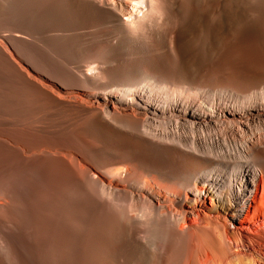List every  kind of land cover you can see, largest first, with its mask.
Here are the masks:
<instances>
[{
	"label": "bare ground",
	"instance_id": "6f19581e",
	"mask_svg": "<svg viewBox=\"0 0 264 264\" xmlns=\"http://www.w3.org/2000/svg\"><path fill=\"white\" fill-rule=\"evenodd\" d=\"M181 1L88 0L86 21L48 27L52 38L92 45L93 60L73 65L69 82L36 71L12 48V35L0 32V57L49 108L74 123L91 117L173 159L160 167L118 151L100 169L73 148L47 146L72 171L92 219L81 212L46 221L41 202L8 184L0 191V264H72L78 251L87 264H264V77L246 81L245 73L241 86L176 78L171 55L197 28L214 26L204 14L179 21ZM40 113L36 127L50 133ZM0 136L16 149L6 159L14 169L26 172L39 158Z\"/></svg>",
	"mask_w": 264,
	"mask_h": 264
},
{
	"label": "rangeland",
	"instance_id": "374dc122",
	"mask_svg": "<svg viewBox=\"0 0 264 264\" xmlns=\"http://www.w3.org/2000/svg\"><path fill=\"white\" fill-rule=\"evenodd\" d=\"M200 2L193 5L189 0H182L179 6V21L204 14L214 26L197 28L182 49L171 55L168 62L173 75L178 79L183 78L181 80L184 81H218L234 86H241L245 82L241 81V76L245 73L251 75L246 81L263 78L264 0ZM233 3L235 7L232 6ZM89 7L88 0H0V32L12 35V48L16 47L14 50L18 51V55L20 54L36 71L49 77L55 75V79L69 82L73 65L93 60L92 45L67 35L59 39L52 38L47 35L46 30L48 27L86 21L84 13ZM226 18L228 20L225 22ZM177 58L180 59L179 62ZM38 112H41V116L45 115L43 117L48 123V128H51L50 133L45 132L44 128L36 127V124L40 125ZM30 124H35V127ZM0 135L22 142L39 155L38 159L28 164L26 172L14 169L6 159L12 156L16 149L2 145L0 140V191L11 183L27 191L33 205L42 203L46 221L52 218L75 219L81 212L87 221L92 219L89 201L74 180L72 171L62 158L55 153H49L47 146L62 145L73 148L90 164L97 165L100 169H109L112 165L108 154L118 151L130 156L132 162L134 157L143 156L153 160L160 167H170L173 163L172 157L163 149L120 138L99 126L91 117L79 119L74 123L61 112L49 108L46 101L1 57ZM36 218L33 209V224ZM81 230L84 239L88 238L89 227ZM84 239L79 241V246H84ZM32 255L36 257L34 250ZM73 260L72 264H87L81 251H78Z\"/></svg>",
	"mask_w": 264,
	"mask_h": 264
}]
</instances>
